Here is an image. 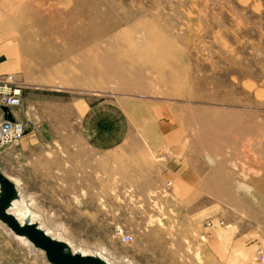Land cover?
Segmentation results:
<instances>
[{"label": "rangeland", "instance_id": "1", "mask_svg": "<svg viewBox=\"0 0 264 264\" xmlns=\"http://www.w3.org/2000/svg\"><path fill=\"white\" fill-rule=\"evenodd\" d=\"M0 42L21 54L27 81L14 109L25 133H46L48 150L63 146L64 131L77 136L76 196L24 187L10 208L21 219L75 252L133 264L149 230L186 229L190 258L203 214L247 235V257L231 250L220 264H264V0H0ZM161 129L182 132L176 146L198 183L187 196L158 184L157 171L127 169L131 133ZM85 133L107 148L91 181ZM0 264L51 263L0 220Z\"/></svg>", "mask_w": 264, "mask_h": 264}, {"label": "crops", "instance_id": "2", "mask_svg": "<svg viewBox=\"0 0 264 264\" xmlns=\"http://www.w3.org/2000/svg\"><path fill=\"white\" fill-rule=\"evenodd\" d=\"M22 71V58L16 47L10 43L0 42V76L18 74L17 77L23 81H17V83L23 87L27 80L21 73ZM77 105L86 109L88 103L86 100H80ZM25 108L27 106L24 101L23 109ZM10 112L12 116L16 114V118L22 120L19 114L17 115V109H10ZM27 112L31 114L32 110L31 112L27 110ZM4 120H6V113L0 107V124ZM46 136V133L34 134L29 131L25 133L19 145L1 148L0 171L15 183L20 197L24 194V187H38L44 184H50L52 187H66L68 191L73 189L75 197V187L77 186L76 132L74 130L62 132L61 138L65 140L63 146L52 147L49 150L44 146ZM80 138L89 140L93 137L91 134L85 133ZM128 138L131 141L127 142L125 154L131 156L126 160L129 162L127 169L131 174H135L136 171L147 173L157 171V183L163 186L164 180H170L172 182L171 194L179 198L187 196L188 193L191 194L196 185L198 186L197 174L187 163L189 159L186 152L183 148L176 146L178 144L176 139L182 138V132L164 129L152 132L139 131L132 132ZM99 139H102L101 133ZM87 144L85 149L88 148L90 152L89 155H85L82 180L91 181L92 173L97 176L98 171L106 170L107 148L92 140H89ZM91 144L96 146L89 147ZM152 155L157 156L156 160L152 159ZM143 178L144 176L141 175V179ZM100 179H102L101 176ZM49 180L50 182H47ZM89 184L96 186L99 183L96 180V183L89 182ZM83 185L85 186L86 183ZM70 195L72 194L70 193ZM187 214L189 213L183 211L174 212L175 217L180 219L187 218ZM189 217L195 218L196 216L190 214ZM197 217L204 219L202 227H197L201 236H195V242L191 245L194 251L190 258L187 249L188 234L186 229L175 228L170 236L164 234L163 230L154 232L149 230L146 246H141L143 250L137 251V255H132L133 264H200L199 261H203L205 257H208L207 264H220L221 256L225 258L231 250L235 252L233 257L235 259L236 257H247V252L245 253L247 249L246 234H235V230L223 229L213 218L203 217V214H198ZM200 230H203L204 233ZM144 251H146V257Z\"/></svg>", "mask_w": 264, "mask_h": 264}, {"label": "water", "instance_id": "3", "mask_svg": "<svg viewBox=\"0 0 264 264\" xmlns=\"http://www.w3.org/2000/svg\"><path fill=\"white\" fill-rule=\"evenodd\" d=\"M2 109L7 120L14 119L9 107L3 106ZM18 196L15 183L0 171V220L16 235L27 237L36 247L44 250L51 264H109L100 256L73 251L67 242L51 236L29 217L20 221L9 211Z\"/></svg>", "mask_w": 264, "mask_h": 264}, {"label": "built area", "instance_id": "4", "mask_svg": "<svg viewBox=\"0 0 264 264\" xmlns=\"http://www.w3.org/2000/svg\"><path fill=\"white\" fill-rule=\"evenodd\" d=\"M0 103L10 109L22 105V90L14 74L0 76ZM13 118V120L6 119L0 124V149L6 146L18 145L25 135V122L16 118L15 115H13ZM124 238L125 240L131 239L128 235Z\"/></svg>", "mask_w": 264, "mask_h": 264}, {"label": "bare ground", "instance_id": "5", "mask_svg": "<svg viewBox=\"0 0 264 264\" xmlns=\"http://www.w3.org/2000/svg\"><path fill=\"white\" fill-rule=\"evenodd\" d=\"M21 87H22V86H21ZM12 112H13V111H12ZM12 204H14V203H12ZM12 206H13V205H12ZM9 211H11L13 214H15V216H16L20 221L23 220V219H21V218H20V217L14 212V211H12L11 209H10ZM26 218H28V217H26ZM26 218H25V219H26ZM29 218H30V217H29ZM25 219H24V220H25ZM24 220H23V221H24ZM23 221H22V222H23ZM47 233H49V232H47ZM22 237H23V236H22ZM23 238H26V239L28 240L27 237H23ZM102 256H103V255H102ZM100 257H101V256H100Z\"/></svg>", "mask_w": 264, "mask_h": 264}]
</instances>
